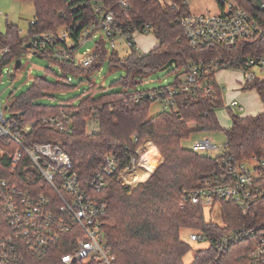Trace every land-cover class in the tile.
Listing matches in <instances>:
<instances>
[{
    "label": "trees",
    "instance_id": "trees-1",
    "mask_svg": "<svg viewBox=\"0 0 264 264\" xmlns=\"http://www.w3.org/2000/svg\"><path fill=\"white\" fill-rule=\"evenodd\" d=\"M17 1L34 5L35 20L30 26V36L43 33L58 36L62 30L75 29L76 24L87 26L97 19L94 4H102L122 21L130 19L134 27L152 24L154 36L160 42L151 52L141 54L132 51L120 57L116 51L109 54L104 47L105 42L101 40L98 43V59L89 68L74 61L54 59L50 56L51 51L37 52L40 57H47L61 67L63 82L53 83L46 78H37L27 93L13 99L8 109L13 118L28 122L62 111L75 112L70 132L63 133L52 128L34 130L30 133V141L60 146L69 155L73 171L84 184L90 181L107 154L125 157L128 148L136 149L146 141L156 146L163 163L149 180L136 187H126L112 178L100 194L106 205L102 230L117 258L116 264H185L184 258L192 250L181 239V233L186 229L200 232L211 242L208 249L196 252L192 264H250L252 241L230 246L221 257L218 242L230 232L242 228H256L258 238L259 235L264 236L262 203L245 212L232 202L222 201V225L207 222L202 207L186 204L185 208H181V203L185 191L205 186L225 161L237 163L264 159V113L243 118L228 111L232 124L223 131L227 138L225 152L211 157L185 148L183 142L189 140L194 132L189 127L191 124L197 125L198 131L221 130L217 112L224 107V102L222 90L215 81L217 72L201 77L199 85L202 90L196 97L181 92L174 96L175 106L155 116L150 113L155 101L142 98V92L134 87L159 72L172 59H176L178 69L182 70L181 76H186L189 61L194 64L217 59L237 62L246 56L263 55L264 39L243 41L237 49L220 45L194 49L184 29L174 23L180 16L188 14L189 8L181 4L179 9H172L159 0H130L128 8L121 7L119 0ZM234 1L249 11L264 29V12H257L250 0ZM28 44L29 37L22 39L18 27L8 24L6 33L0 32V49L10 48V52L0 61V70L6 65L16 64L21 55L29 51ZM108 56L111 68L126 71V77L119 81L124 90H104L90 82L78 106L41 103L45 98L54 99L52 95L57 92L73 89L72 82H68L70 74L77 76L93 72ZM174 83H182L180 76ZM206 90H209L208 94ZM244 90L256 91L264 102L263 80L256 77L245 85ZM136 136L138 143H135ZM0 150L6 152L4 155L0 153V180L21 183L24 188H29L25 181H21L25 174L11 168L15 146L0 138ZM257 170L260 175L258 182L264 189V170ZM72 249L73 244L68 247L66 243L42 255L26 249L19 264H63L62 258Z\"/></svg>",
    "mask_w": 264,
    "mask_h": 264
},
{
    "label": "built area",
    "instance_id": "built-area-1",
    "mask_svg": "<svg viewBox=\"0 0 264 264\" xmlns=\"http://www.w3.org/2000/svg\"><path fill=\"white\" fill-rule=\"evenodd\" d=\"M159 1L172 9H179L181 4L189 7V0ZM218 3V14L196 15L189 12L174 22L184 29L194 49L212 45L237 49L243 41L264 39L263 27L244 7L234 0H218ZM118 4L128 8L130 0H119ZM93 9L97 19L89 25L81 27L80 23L76 24L75 29L62 30L58 36L52 33L33 34L29 37L30 49L42 53L51 51L52 58L74 61L85 68L97 61L98 43L104 41L103 38L110 42L112 52L117 50L118 44H122L130 52L146 53L137 41L140 37L154 36L152 24L134 27L130 19L122 21L102 4H94ZM99 35L103 38L96 43L95 49L77 61L78 49ZM104 47L107 49L106 43ZM9 52L10 48L0 49V56L3 58ZM188 64L189 72L181 84L174 83L166 88L142 92V98L166 103L171 108L175 106V95L184 92L196 97L201 92L199 82L203 75L225 70H239L244 73L246 84L251 83L256 78L253 70L264 66V54L246 56L237 62L217 59L196 64L189 61ZM68 82H72L71 77ZM205 93L208 94L209 90ZM5 108H0V138L15 146L11 168L25 174L21 181H25L29 188H24L21 183L0 180V264H19L26 249L42 255L65 243L68 247L73 244V249L62 258L63 264H116L117 258L102 230L106 205L100 194L112 178L126 187H136L149 180L160 166L151 171L145 165L149 145L155 146L153 142L146 141L136 149L128 148L125 157L107 154L90 181L84 184L73 171L69 155L60 146L30 141V133L34 130L52 128L63 133L70 132L75 112L62 111L28 122L22 118L6 117L9 105ZM226 109L231 112L244 111L236 100L227 103ZM95 130L96 127L93 132ZM135 143H138L137 136ZM223 147L226 148V144ZM221 148L211 138L204 137L190 149L198 154H208L218 153ZM0 153L4 155L6 152L0 150ZM257 161L259 165L255 175L247 168V162L225 161L205 186L184 192L181 208L190 204L202 207L204 212L205 209L212 211L216 205L221 206V202L226 201L249 212L261 203L264 205V189L258 182L260 175L257 170H264V159ZM142 170L146 177L142 175ZM189 239L199 241L207 238L201 233H192ZM244 241L254 243L249 253L250 264H262L264 236L259 235L258 238L256 228H242L224 236L218 242L219 257L230 246Z\"/></svg>",
    "mask_w": 264,
    "mask_h": 264
},
{
    "label": "rangeland",
    "instance_id": "rangeland-1",
    "mask_svg": "<svg viewBox=\"0 0 264 264\" xmlns=\"http://www.w3.org/2000/svg\"><path fill=\"white\" fill-rule=\"evenodd\" d=\"M189 12L192 14H208V13H220V7L218 0H189ZM35 20L34 5L30 2H21L17 0H0V32L6 33L7 25H15L20 31V37L26 39L30 37V26ZM103 38L101 35L97 39L87 42L83 47L76 52V59L80 61L87 53L93 51L96 47V43ZM107 45L109 54L111 51L110 42L103 38ZM138 45L144 52H151L156 49L160 42L153 35L144 36L138 38ZM120 57H124L130 53L129 49L122 47V44H118L116 50ZM108 56L107 60L101 65L100 68L93 72L87 71L86 74L74 75L70 74L72 78L73 89H69L62 92H57L52 95L54 99L45 98L41 101L43 104H49L53 106H59L61 104H73L78 106L83 99V92L89 88L90 82L96 84L104 90H112L120 92L123 89L120 86L119 81L126 77V71L124 69H113L109 64ZM0 60L2 57L0 56ZM22 62V68L15 71V64L4 66L0 70V108L4 109L5 106L13 102V99L21 96L29 91L33 82L37 78H46L53 83L63 82L62 69L57 64L53 63L47 57H40L39 54L33 50L24 52L20 58ZM254 73L257 78L264 81V66L262 68H255ZM182 70L178 69L175 64L170 70L165 72H155L148 76L142 83H138L134 89L138 92H151L160 88H166L171 86L176 81L177 77L185 80V76H181ZM216 81L222 90V97L224 107L218 110L217 118L221 130L213 131H198L197 125H189L193 130V134L190 139L183 142V146L190 149L193 144L201 140L204 137L211 138L218 146L225 145L227 138L224 130H227L231 126V114L227 112L226 104L230 103V100L236 99L241 106L244 107L243 112L234 110L232 115L245 116L254 113L258 108L264 107L262 102L255 91L244 90L246 80L244 73L239 70H225L220 71L216 75ZM240 93L239 95H236ZM235 96V97H234ZM170 106L166 103L159 101L154 102L151 107V115L155 116L161 112L169 111ZM6 117H11L9 111H6ZM225 152V147L222 146L218 153H208L211 157H218ZM160 163V162H159ZM259 165L257 160L247 162V168L256 174V167ZM157 167V166H156ZM205 219L207 222H213L215 224L222 225L221 208L220 205H216L211 211L205 209ZM194 233L200 235V232L195 230L186 229L183 231L182 240L188 243L192 250L185 256L184 263L192 264L195 258V254L198 250L208 249L211 246L209 240L191 241L189 236Z\"/></svg>",
    "mask_w": 264,
    "mask_h": 264
},
{
    "label": "water",
    "instance_id": "water-1",
    "mask_svg": "<svg viewBox=\"0 0 264 264\" xmlns=\"http://www.w3.org/2000/svg\"><path fill=\"white\" fill-rule=\"evenodd\" d=\"M250 2L253 4L254 9L257 12H264V3L262 0H250ZM30 45L28 44L27 48L30 49ZM176 59H172L170 60L164 67H162L159 72H165L167 70H169L171 67H173L176 64ZM21 60H17L16 64H15V70H19L21 67ZM7 110V107L5 108Z\"/></svg>",
    "mask_w": 264,
    "mask_h": 264
},
{
    "label": "bare ground",
    "instance_id": "bare-ground-1",
    "mask_svg": "<svg viewBox=\"0 0 264 264\" xmlns=\"http://www.w3.org/2000/svg\"><path fill=\"white\" fill-rule=\"evenodd\" d=\"M148 158L145 162V165L147 168H149L151 171H153L155 168L158 167L159 162H161V155L158 152L156 148H154L152 145H149V151H148ZM157 166V167H156ZM142 175L146 177L145 171L142 170Z\"/></svg>",
    "mask_w": 264,
    "mask_h": 264
},
{
    "label": "crops",
    "instance_id": "crops-1",
    "mask_svg": "<svg viewBox=\"0 0 264 264\" xmlns=\"http://www.w3.org/2000/svg\"><path fill=\"white\" fill-rule=\"evenodd\" d=\"M147 53V52H146ZM216 75H217V73H216ZM216 75H215V81H216ZM217 82V81H216ZM218 84V83H217ZM219 85V84H218ZM256 92V91H255ZM235 93H236V95H239L240 93H237L236 91H235ZM257 94V93H256ZM258 95V94H257ZM235 97V96H234ZM258 98L260 99V97H259V95H258ZM234 100H236V99H234ZM234 100H230V102L231 101H234ZM261 100V99H260ZM244 108V107H243ZM228 112V111H227ZM229 113V112H228ZM262 113H264V107H260V108H258L254 113H252V114H250V115H245V116H242L243 118H246V117H251V116H257V115H259V114H262ZM232 122V121H231ZM232 124V123H231ZM231 127V126H230ZM229 127V128H230ZM228 128V129H229ZM221 146H223V145H220V147ZM154 148H156V146H154ZM157 149V148H156ZM161 162L159 163V165H161L162 163H163V158L161 157Z\"/></svg>",
    "mask_w": 264,
    "mask_h": 264
}]
</instances>
